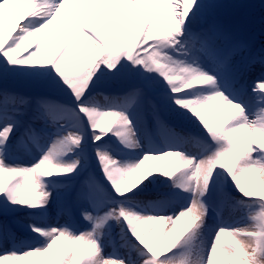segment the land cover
<instances>
[{"label":"snow or ice","instance_id":"obj_1","mask_svg":"<svg viewBox=\"0 0 264 264\" xmlns=\"http://www.w3.org/2000/svg\"><path fill=\"white\" fill-rule=\"evenodd\" d=\"M214 7L205 0H0V264L34 256L48 264L64 242L62 264H264V195L245 182L256 173L264 184V74L248 80L255 65L264 70V49L207 22ZM70 21L69 37L49 58L46 37ZM74 49L82 63L66 62ZM15 73L39 78L49 93L17 91L6 83ZM102 85L119 91L100 105ZM163 106L194 118L199 135L168 128ZM227 109L234 111L225 116ZM149 119L165 129V143L134 161L114 156L113 137L141 148L137 133ZM89 133L94 157L85 154ZM26 142L41 147L27 163L20 156ZM93 159L102 179L88 171L53 197V178L80 176ZM150 160L162 162L145 169ZM152 178L172 181L187 194L178 196L186 206L172 215L140 206L136 192ZM229 181L243 200L231 195ZM53 199L59 220L24 225L30 239L14 233L13 211L44 217ZM224 207L244 215L205 223L210 210ZM160 222L153 244L150 230ZM205 229L207 242L194 250Z\"/></svg>","mask_w":264,"mask_h":264},{"label":"rangeland","instance_id":"obj_2","mask_svg":"<svg viewBox=\"0 0 264 264\" xmlns=\"http://www.w3.org/2000/svg\"><path fill=\"white\" fill-rule=\"evenodd\" d=\"M212 3H215V7H214V11L213 14L207 18V22H215V23H223V25L225 27H227V23H229L230 19L236 15L237 17H240L242 23L244 24V27L242 28L240 26V24L237 26L236 31L234 33V35L236 37H245L247 39H251L252 41V47L259 51L261 49H264V0H209ZM238 9H240L239 11H237ZM255 13V14H254ZM106 21V18H105ZM71 21L68 23V33L66 34V38H64V42L67 40V38L70 35L71 32ZM63 41V39L61 40ZM62 42V43H64ZM45 46L47 47V44L45 42ZM23 50V49H21ZM73 50L70 51L68 53V56L65 58L66 62H72L74 64H78V63H82L83 59L81 57H76L73 54ZM19 54V53H18ZM17 54V55H18ZM49 58L51 57L50 54L48 55ZM38 58V57H36ZM255 68L257 67L258 70H260V72H262L264 74V70H261V66L259 64L254 66ZM255 74V72H254ZM9 86L13 87L14 89H16L17 91L26 94V95H31V96H38V95H45L49 93V89L47 87V85H45L44 83H42L39 78L33 77L29 74L26 73H22L21 75H17L12 74L11 77L9 78V80L6 82ZM101 91H103L104 94L98 95L96 97L97 102L100 104V102H104L105 103V96L106 95H110V93H116L119 91V86L118 85H112L110 88L106 87L104 85L101 86V88L99 89ZM64 102H69L70 101V97H64L63 98ZM162 119L164 120L165 125L168 128L173 129L176 132L179 133H191L192 135H199L200 133V129H199V125L198 123L195 121L194 118L186 115L182 110H177L173 107L170 106H163L162 108ZM167 121H171V123L174 124V126L172 125H168ZM145 123H142V128L144 126ZM156 128L160 131H162L160 129V127H158L156 125ZM165 131V130H164ZM155 135L159 138L158 142L162 144V142H165L164 137H166V135L163 136V138H160L156 133ZM107 139V138H106ZM161 139V140H160ZM147 140L149 142H152V140L147 136ZM114 143L118 142L116 139L113 140ZM153 143V142H152ZM30 144L32 145V150L27 153H34L36 154L39 153L40 151H37L38 148H36L38 146L37 143H32L30 142ZM117 145V144H116ZM44 148L47 147L46 144L43 145ZM119 147L123 146L120 143L117 145ZM85 147V145H84ZM112 148V147H111ZM196 149V145L194 144V148ZM114 154H119L122 153L120 151V149H115L113 150ZM187 152H189L187 150ZM26 153V151H25ZM188 154H192V152H189ZM92 156V155H91ZM95 161L94 160H90L89 161V168L87 169L88 171L92 170L93 173L95 175H97L98 177H100L102 179V175L96 174V170H95ZM87 171V172H88ZM83 175L82 177L84 178L85 175H87V173L83 172L80 174ZM76 177V176H73ZM73 177L70 180H65L63 178H53V184L56 185V187L59 189V185L60 184H65V183H71V181H73ZM7 179H11L10 177ZM163 178H160V180ZM82 180V179H81ZM168 181V180H167ZM65 182V183H64ZM250 190L260 193L262 195H264V184L260 183V178L259 175H251V177L247 178V180L245 181ZM106 183V182H105ZM172 186V185H170ZM228 190H230L231 195L236 199V200H243L244 198L241 196V194L236 191L235 189V185L231 183V181L228 182L227 185ZM170 190V189H168ZM147 190H141L139 192H137L139 195L142 194L141 196H143L142 198L146 201L144 204L146 205H151V203H149V201L151 200V198H148L147 195H143L146 194ZM187 194H183V196H186ZM145 196V197H144ZM182 197V196H181ZM122 201L119 200V198H117L116 203H121ZM186 206L185 202L183 199H179V204L177 206H175L174 209H178L180 206ZM253 207H255V205H253ZM174 209H172V213L174 211ZM155 210L157 211V213H162V210H157V208H155ZM219 211L221 212L220 215L224 214L225 217L218 222L216 220L220 218L216 217V215L214 216V219H212V215L210 212V215L206 218L209 226H211L214 222H216L215 225L220 226L221 224H228L229 222H233L238 220L241 215H244V213L240 212V211H231L229 208L224 207V208H220ZM213 213V212H212ZM36 213L34 210H28V209H19L17 208L15 211L12 212V214L7 217V219H9L10 221L13 220V218H15V223L13 225V231L14 233L18 234V230L21 232V237L23 239H30L31 238V234L28 230H26L23 226L30 224L33 220H35L38 223H43L42 219H44L46 221V219H48V215L44 216V217H40V216H35ZM235 217H237L236 219H234ZM40 218V219H39ZM5 219V217L0 216V220ZM57 220H59V217L57 218ZM115 232H119V228L115 229ZM206 234H207V230H203L201 232H198L197 236L195 237V239L192 241V245H193V249L195 250L196 246L199 245L201 247H203L206 243ZM130 235V234H129ZM118 238V237H117ZM153 244L155 242H152ZM8 246H12V243L10 242L8 244ZM18 246L19 242H18ZM82 247V246H80ZM79 247V250H80ZM60 245H54L53 249H59ZM77 248V247H76ZM63 249L66 250L67 248L65 247V245L63 244ZM181 250H184L183 247L181 248ZM61 262L59 261L57 264H60ZM5 264H42L40 262V260L35 259L30 257L28 260H21V261H6ZM50 264V262L48 263Z\"/></svg>","mask_w":264,"mask_h":264},{"label":"bare ground","instance_id":"obj_3","mask_svg":"<svg viewBox=\"0 0 264 264\" xmlns=\"http://www.w3.org/2000/svg\"><path fill=\"white\" fill-rule=\"evenodd\" d=\"M205 2H211V1L205 0ZM68 7L69 6H66L65 11H67ZM68 25H66L62 29V31H60V33L58 35H56V36L49 35V36L46 37L47 47L49 46V42H51V47H50V51H49L48 55L50 54V56H51L53 53H55L62 46V44H63L62 42H64V40H65L64 38L67 37L66 34L68 33ZM62 39H63V41H61ZM33 43H34V41L30 42L29 45L26 48L21 50L19 52V54L17 53L18 55L17 54L16 55L19 56V55L26 54L31 49V47L33 46ZM78 43L82 44V41H78ZM248 43L252 46V41H249ZM73 52H74L73 54L76 57H78V58L81 57L75 49L73 50ZM39 61H40V57L35 58L33 63H39ZM254 72H255V74H254ZM16 74L17 75H21L22 73H16ZM262 74L263 73L260 72V70H258L257 67L256 68L253 67L252 68V72L248 76L249 82H251L255 77L260 76ZM103 104H104V102H100V105H103ZM233 111H234L233 109L224 110V115L227 116V115L231 114ZM148 123L150 124V127L145 126L146 124H144L143 128L141 126L142 124L139 126V130H138L137 135H138V137L140 139V144H141V148L140 149L129 150V149L124 148V146L119 147V146H117L119 144L118 142L114 143L113 140H115V137H113L112 140L109 142L110 146L115 147V148L119 147L118 149H121L120 151L122 152V153L119 152V154H114V152H113V155L116 156L118 159H120L122 162H124V161H134L135 159H138L139 156L143 154V152L148 151V150H150L153 147H161L165 142H162V144L149 142L147 140V132L146 131L147 130H151L150 133H152V135H154L153 132L155 131L156 133H158V136L160 138H163V136L165 135V131H164L165 129L160 128L162 131L157 130L155 122L152 121L151 119L148 120ZM38 126H40V125H38ZM165 139H166V137H164V140ZM40 143H43V142H40ZM85 144L87 146L90 145L89 147L91 148L90 150H87L88 148H86L85 154H87V155L92 154V156L94 157V151H92L93 146L91 145V142H90V133H89V139H88V141ZM36 148H38L37 151H41V147L40 146H37ZM46 148L47 147H45L44 149L46 150ZM193 148H194V144H190V145H188L186 147L185 150L186 151L188 150L189 152L194 153L196 151V149H193ZM189 152H187V153H189ZM27 153H29V152L25 153V151L23 149H21V152H20L21 160L23 162H25V163L29 162L33 158V156H37V154H38L37 152H36V154H34V153L27 154ZM65 159L68 160V159H71V157L70 156L69 157H65ZM160 162H162V161L150 160L145 165V169H151L155 163H160ZM95 170H96L95 171L96 174L102 175V174L99 173L97 166H95ZM90 171L93 172L92 170H90ZM253 175L257 176L258 174L253 173ZM79 177H82V176L80 175ZM73 179H75V178L73 177ZM82 179H83V177H82ZM133 179L136 180L137 177H133ZM164 182H165V179H161L160 180V179L152 178V179H150L148 181H145V183L143 185H141V187L137 190V192H139L141 190H147L146 194H143V195H145V196L147 195L148 198H151V200L149 201V203H151V205L150 204L149 205L152 206V208H154V209H155V207L156 208L159 207L160 210H163V211H161L162 213H160V214L172 215L173 214L172 213V209H174L175 206H177L179 204L178 196L181 197V196H183L184 193H181L178 188H173V186H170V185H173L172 181H168L167 184L165 186H163ZM71 183L76 184L77 182L75 183V181H71ZM167 189H170L169 192H166ZM62 192H63V189L61 187L59 189L53 188V197H55L57 193H62ZM137 192H136V195H135V200L138 202V204L140 206H149L147 204L146 205L144 204L146 201L142 198L143 197V196H141L142 194L139 195ZM175 197H176V199H175ZM171 199L175 200L176 202H174V203L172 202L173 205H172L171 209H169V208L164 209L165 208V203L167 201L168 202L171 201ZM47 207L49 208L48 219H46V221L44 219H42L43 223H49L52 220H57V218H58V216L55 215V199L50 201L49 204L47 205ZM212 212H211L212 219H214L215 215H216V217L220 218V220L216 218V220L218 222L222 221L221 218L223 219L225 217L224 214L220 215V213L218 214L217 212H214V211H212ZM236 218L237 217H235L234 219H236ZM205 223L208 224L207 220L205 221ZM215 224H216V222H215ZM215 224L213 222L212 225H215ZM147 227L148 226H146V228ZM163 227H164V222H160L159 224H157V225H155V226H153L151 228V230H150V236H151L150 242H155L156 241V239L160 235V230ZM81 230H83V229H81ZM168 230L170 231V229H168ZM208 235H209V233L207 231V234H206V238L207 239H208ZM206 242H207V240H206ZM64 245L67 248V243L66 242H64ZM80 246H82V245H77L76 246L78 250H79ZM107 250L111 251V248H108ZM65 251L66 250H64L63 247H61V246H60L59 249H53V252L55 253V257H54V259L52 261H50V264H57L59 261L61 262L60 264H62V259H63ZM80 251H83V246L80 247ZM133 255L135 256V253H133ZM32 258L38 259L42 263V258L41 257H35L34 256Z\"/></svg>","mask_w":264,"mask_h":264}]
</instances>
